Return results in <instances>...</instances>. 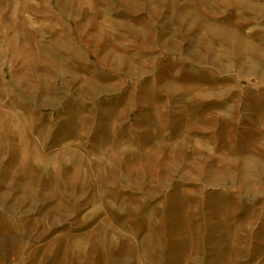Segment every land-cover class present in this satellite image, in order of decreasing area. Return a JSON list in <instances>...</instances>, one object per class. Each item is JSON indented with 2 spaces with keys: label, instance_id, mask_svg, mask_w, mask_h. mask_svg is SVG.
Returning <instances> with one entry per match:
<instances>
[{
  "label": "rangeland",
  "instance_id": "1",
  "mask_svg": "<svg viewBox=\"0 0 264 264\" xmlns=\"http://www.w3.org/2000/svg\"><path fill=\"white\" fill-rule=\"evenodd\" d=\"M0 264H264V0H0Z\"/></svg>",
  "mask_w": 264,
  "mask_h": 264
}]
</instances>
